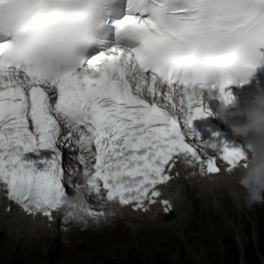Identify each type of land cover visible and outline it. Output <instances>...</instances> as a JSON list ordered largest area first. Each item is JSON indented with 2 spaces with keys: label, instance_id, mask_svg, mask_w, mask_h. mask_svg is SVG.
<instances>
[{
  "label": "snow or ice",
  "instance_id": "obj_1",
  "mask_svg": "<svg viewBox=\"0 0 264 264\" xmlns=\"http://www.w3.org/2000/svg\"><path fill=\"white\" fill-rule=\"evenodd\" d=\"M259 48L264 0H0V187L86 227L117 204L147 210L176 160L231 173L246 151L201 141L191 121L213 90L233 99Z\"/></svg>",
  "mask_w": 264,
  "mask_h": 264
},
{
  "label": "rangeland",
  "instance_id": "obj_2",
  "mask_svg": "<svg viewBox=\"0 0 264 264\" xmlns=\"http://www.w3.org/2000/svg\"><path fill=\"white\" fill-rule=\"evenodd\" d=\"M221 187L187 197L172 224L130 228L113 215L86 227L65 222L45 244L0 230V264H251L246 249L264 240V202L249 206L242 189Z\"/></svg>",
  "mask_w": 264,
  "mask_h": 264
},
{
  "label": "bare ground",
  "instance_id": "obj_3",
  "mask_svg": "<svg viewBox=\"0 0 264 264\" xmlns=\"http://www.w3.org/2000/svg\"><path fill=\"white\" fill-rule=\"evenodd\" d=\"M173 174L177 176L162 187L164 197L174 202L172 211L179 214V209H184L186 198L194 193L201 195L215 196L217 188L231 189L233 194L238 189L227 179L229 173L220 175L199 174L197 167L186 166L182 161L176 165ZM195 173V174H193ZM226 185V187H224ZM188 199V198H187ZM90 205L94 206L93 202ZM125 224L130 228H136V220L142 221L144 225L153 223L172 224L175 220L161 223L163 212L158 206H153L148 212H131L127 207L114 206ZM93 209H95L93 207ZM55 215V214H54ZM67 223H79L76 221H65ZM58 217L49 220L47 217H38L33 214H24L13 204L7 203L3 194L0 193V230L11 231L18 237L17 240H29V243L45 244L48 240H53L58 231V224H63ZM59 232V231H58Z\"/></svg>",
  "mask_w": 264,
  "mask_h": 264
},
{
  "label": "clouds",
  "instance_id": "obj_4",
  "mask_svg": "<svg viewBox=\"0 0 264 264\" xmlns=\"http://www.w3.org/2000/svg\"><path fill=\"white\" fill-rule=\"evenodd\" d=\"M250 75L251 73L244 78V83L248 82ZM207 100L215 101V110L210 111V115L222 122L227 123L232 116L243 117L241 122L229 124L234 134L247 136L252 133L257 138V142L251 144L246 151L245 165L229 173L227 179L243 190L244 203L247 205L264 202V87L257 85L250 101L242 108L236 107L234 111L230 110V105L235 97L230 102H225L218 92H212ZM74 196L80 198L77 194Z\"/></svg>",
  "mask_w": 264,
  "mask_h": 264
},
{
  "label": "trees",
  "instance_id": "obj_5",
  "mask_svg": "<svg viewBox=\"0 0 264 264\" xmlns=\"http://www.w3.org/2000/svg\"><path fill=\"white\" fill-rule=\"evenodd\" d=\"M246 261L251 264H259V258L263 257L264 258V240L260 239L257 245L254 247L252 245H249L248 248L246 249ZM236 261H237V256H235Z\"/></svg>",
  "mask_w": 264,
  "mask_h": 264
},
{
  "label": "water",
  "instance_id": "obj_6",
  "mask_svg": "<svg viewBox=\"0 0 264 264\" xmlns=\"http://www.w3.org/2000/svg\"><path fill=\"white\" fill-rule=\"evenodd\" d=\"M175 216V214L173 212H171L170 214H167L164 216V219L168 220L170 218H173Z\"/></svg>",
  "mask_w": 264,
  "mask_h": 264
}]
</instances>
